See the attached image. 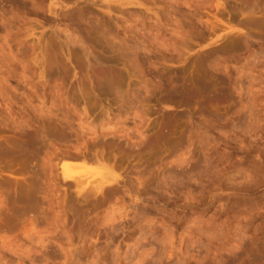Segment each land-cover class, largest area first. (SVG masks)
I'll return each mask as SVG.
<instances>
[{"label": "rangeland", "instance_id": "rangeland-1", "mask_svg": "<svg viewBox=\"0 0 264 264\" xmlns=\"http://www.w3.org/2000/svg\"><path fill=\"white\" fill-rule=\"evenodd\" d=\"M0 264H264V0H0Z\"/></svg>", "mask_w": 264, "mask_h": 264}]
</instances>
